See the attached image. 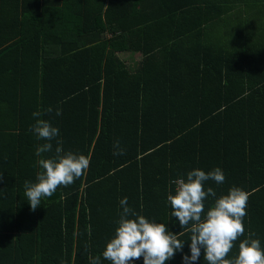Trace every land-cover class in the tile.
<instances>
[{"label":"trees","instance_id":"trees-1","mask_svg":"<svg viewBox=\"0 0 264 264\" xmlns=\"http://www.w3.org/2000/svg\"><path fill=\"white\" fill-rule=\"evenodd\" d=\"M125 52L141 55L133 68ZM35 111L90 166L32 210L24 182H35L44 143L30 131ZM1 125L11 130L0 135V264H111L102 252L124 197L184 233L183 252L165 262L182 264L190 233L171 216V182L216 167L225 181L205 190L249 194L226 258L250 232L264 250V0H0ZM196 264H207L203 249Z\"/></svg>","mask_w":264,"mask_h":264},{"label":"clouds","instance_id":"clouds-1","mask_svg":"<svg viewBox=\"0 0 264 264\" xmlns=\"http://www.w3.org/2000/svg\"><path fill=\"white\" fill-rule=\"evenodd\" d=\"M51 107L45 113H51ZM40 111L32 116L35 123L30 131L38 141L35 156L38 157L35 182H24V195L32 210L41 205V201L53 197L61 186H69L84 175L90 166V158L83 154L65 151L60 130L48 120L42 119ZM62 114L57 108L56 115ZM52 141H55V148ZM114 144V155H123L124 149ZM51 153V155H46ZM2 178V177H0ZM214 181L223 184L225 175L216 167L209 172L193 169L186 178H178L175 194L169 192L167 202L172 209L171 216L179 221L180 227L190 233L189 254L182 255V264H196L201 257L207 264H264V250L259 239H253L255 232L241 240L238 255L226 258L234 247V242L245 233L243 218L247 215L249 194L237 186H232L226 194L217 197L212 187L205 190V182ZM211 197L213 203L205 211V201ZM122 211L114 236L106 243L102 252L104 260L111 264H131L143 258V264H165L175 254L183 252L185 240L179 237L184 233H172L164 223L150 222L144 215L136 213L128 204V198L120 201ZM89 264H101V257L89 258Z\"/></svg>","mask_w":264,"mask_h":264},{"label":"rangeland","instance_id":"rangeland-1","mask_svg":"<svg viewBox=\"0 0 264 264\" xmlns=\"http://www.w3.org/2000/svg\"><path fill=\"white\" fill-rule=\"evenodd\" d=\"M140 54H138V53H136V52H125V53H119L118 54V58L121 60V61H123L124 62V64H125V66L127 67V68H133L135 65H136V63L138 62V60L140 59ZM133 63H135V64H133ZM7 122H9V121H11V118H9V119H7L6 120ZM0 135H2L1 137H3L4 138V140L6 139V138H8L9 137V139H10V133H9V131L11 130L9 127H5V126H3V125H1L0 126ZM12 133V132H11ZM3 199H4V202H0V204L2 203H5V200H7L5 197H3ZM3 213H5V212H3ZM6 215H8V213H5ZM10 234V233H9Z\"/></svg>","mask_w":264,"mask_h":264},{"label":"water","instance_id":"water-1","mask_svg":"<svg viewBox=\"0 0 264 264\" xmlns=\"http://www.w3.org/2000/svg\"><path fill=\"white\" fill-rule=\"evenodd\" d=\"M60 197H62V192L57 190L56 194L53 197L46 199V201H55L58 200Z\"/></svg>","mask_w":264,"mask_h":264},{"label":"crops","instance_id":"crops-1","mask_svg":"<svg viewBox=\"0 0 264 264\" xmlns=\"http://www.w3.org/2000/svg\"><path fill=\"white\" fill-rule=\"evenodd\" d=\"M1 139H3L4 140V138L2 137ZM1 139H0V141H1Z\"/></svg>","mask_w":264,"mask_h":264}]
</instances>
